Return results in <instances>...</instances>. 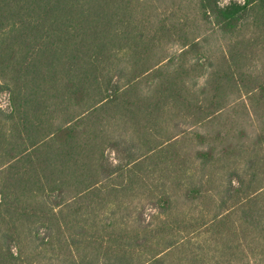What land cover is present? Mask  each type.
<instances>
[{"label": "trees", "instance_id": "trees-1", "mask_svg": "<svg viewBox=\"0 0 264 264\" xmlns=\"http://www.w3.org/2000/svg\"><path fill=\"white\" fill-rule=\"evenodd\" d=\"M263 53L264 0H0V264H264Z\"/></svg>", "mask_w": 264, "mask_h": 264}, {"label": "rangeland", "instance_id": "rangeland-1", "mask_svg": "<svg viewBox=\"0 0 264 264\" xmlns=\"http://www.w3.org/2000/svg\"><path fill=\"white\" fill-rule=\"evenodd\" d=\"M222 1H227V0H222ZM216 40H211V45L213 46L214 44H216ZM262 57H264V53L261 55ZM236 117V124L239 125L240 127H247L249 125V120H250V117L247 118L246 114L244 115H235ZM252 117L254 118V116L252 115ZM255 123V122H254Z\"/></svg>", "mask_w": 264, "mask_h": 264}]
</instances>
